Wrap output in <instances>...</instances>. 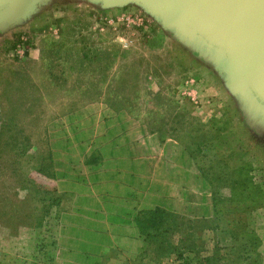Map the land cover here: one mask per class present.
Instances as JSON below:
<instances>
[{"label":"rangeland","instance_id":"obj_1","mask_svg":"<svg viewBox=\"0 0 264 264\" xmlns=\"http://www.w3.org/2000/svg\"><path fill=\"white\" fill-rule=\"evenodd\" d=\"M224 80L139 3L39 0L1 24L0 264H64L56 234L65 198L56 177L74 156H89L93 145L121 133L107 122L118 128L124 119L121 135L135 142L147 133V149H132L172 156L160 164L163 174L186 167V156L198 176L177 175L189 185L192 211L177 215L178 229L167 235L173 252L155 260L146 245L141 264H264V206L214 212L198 171L218 161L233 169L244 163L264 196V118L251 115ZM226 118L229 128L211 139L209 124ZM194 143L203 145L198 163L186 151ZM219 193L228 198L231 191ZM65 235L78 238L76 230Z\"/></svg>","mask_w":264,"mask_h":264},{"label":"crops","instance_id":"obj_2","mask_svg":"<svg viewBox=\"0 0 264 264\" xmlns=\"http://www.w3.org/2000/svg\"><path fill=\"white\" fill-rule=\"evenodd\" d=\"M116 124L118 128L107 122V129L123 133L129 125L125 119ZM121 133L108 142L100 141L103 145H93L89 156L82 159L74 156L75 162L68 161L65 171L56 177L60 196L65 198L60 202L56 234L64 264H141V260L145 261L146 244L136 226V217L156 208L176 216L184 213L189 216L192 211L189 185L178 182L177 176L196 179L193 167L187 169L192 160L182 156L180 164L186 167L176 170L178 166H170L163 174L160 164H167L172 156L132 149V146L147 149L146 132L140 133L135 142ZM158 142L160 147L162 140ZM89 145L92 149V144ZM104 146L106 154L101 153ZM206 191L205 196L210 197V191ZM180 203L184 206L182 211ZM69 230H76L78 238L67 237Z\"/></svg>","mask_w":264,"mask_h":264},{"label":"water","instance_id":"obj_3","mask_svg":"<svg viewBox=\"0 0 264 264\" xmlns=\"http://www.w3.org/2000/svg\"><path fill=\"white\" fill-rule=\"evenodd\" d=\"M39 0H0V25ZM142 4L185 47L230 82L249 113L264 118V0H103ZM244 102V103H243Z\"/></svg>","mask_w":264,"mask_h":264},{"label":"trees","instance_id":"obj_4","mask_svg":"<svg viewBox=\"0 0 264 264\" xmlns=\"http://www.w3.org/2000/svg\"><path fill=\"white\" fill-rule=\"evenodd\" d=\"M230 120V118H226L212 121L209 124L208 130L209 133H216V136H213L211 139H214L218 133L229 128ZM193 146L195 147L193 150H190L189 146H186V151L197 162L196 158L203 154V145L202 143H194ZM217 163L222 162H215V167L209 165L208 168L203 167L198 169L205 188L207 187L210 191V200L214 212L222 209L223 205L224 207L226 205L240 206L241 212L253 211L264 206L263 192L259 186H255L251 176H249L253 170L251 166L243 163L239 168L233 169L229 168L226 162H224L223 166L222 164L218 166ZM222 187L228 188L231 191L228 198L220 195L219 192ZM58 202V200H55L52 205H57ZM135 223L144 243L152 247L149 252L154 255L155 260L165 258L173 252V246L168 242L169 237L167 235L169 232L174 233L178 229V217L175 214L156 208L140 213L136 217ZM164 225L166 228L163 227ZM161 229L162 231L160 232ZM233 233H239L238 227L235 228L232 235ZM233 240L235 241L236 238Z\"/></svg>","mask_w":264,"mask_h":264}]
</instances>
